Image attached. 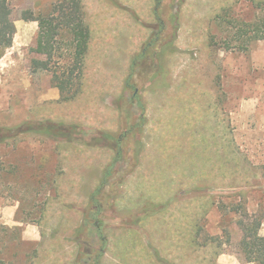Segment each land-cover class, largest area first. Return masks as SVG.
<instances>
[{
	"label": "rangeland",
	"instance_id": "rangeland-1",
	"mask_svg": "<svg viewBox=\"0 0 264 264\" xmlns=\"http://www.w3.org/2000/svg\"><path fill=\"white\" fill-rule=\"evenodd\" d=\"M59 1H10L16 33L0 50V128L52 120L79 131L70 144L32 134L0 141V264H71L72 229L116 151L84 143L131 127L135 135L114 167L121 185L106 212L109 249L101 264H257L240 254L236 210L261 218L264 236V38L245 48L234 40L246 23L264 37V0H162L159 42L173 32L176 50L168 43L159 60L146 57L147 66L138 59L131 88L125 80L134 58L159 30L156 1L81 0L88 28H118L113 37L121 44L106 52L111 30L98 31L99 46L93 33L81 89L69 102L59 100L52 72L32 64L43 56L32 53L38 22L28 15L46 14ZM97 56L105 59L97 63ZM67 65L53 59L49 68L67 76ZM107 101L110 108H97ZM28 225L35 235L40 229L39 241L23 237Z\"/></svg>",
	"mask_w": 264,
	"mask_h": 264
},
{
	"label": "trees",
	"instance_id": "trees-1",
	"mask_svg": "<svg viewBox=\"0 0 264 264\" xmlns=\"http://www.w3.org/2000/svg\"><path fill=\"white\" fill-rule=\"evenodd\" d=\"M10 1L11 0H0L1 51L12 46L13 37L16 33V26L10 17ZM155 1V25L159 30L157 31V34H154L156 36L151 38L149 43H145L141 52L135 56L134 63L132 64L134 67L125 80L126 88L136 86L138 81L136 82L134 78L135 67L137 69L142 63L147 66L148 61L146 60V57H149V59H152L153 56L157 57V52L162 47H166L168 43H170V52L176 50V47L173 44V32H171V36L169 40H167L168 42H159V39L164 41L166 21L160 14L161 12L159 10V8L163 6L162 0ZM177 2L182 3L184 0H178ZM176 17V15H173V19H176ZM28 18L31 21L38 22L35 46L32 48V53L43 56V59H32L33 67L43 71L52 72L51 80L54 86L59 90L60 101L69 102L73 100L81 89L84 57L87 52L89 40V28L84 21V10L81 0H61L56 4H53L46 14H40L38 16L30 14L28 15ZM222 21H226V19L222 17ZM171 23L173 22L171 21ZM251 25L252 24H244L246 29H241V31L235 36L234 41L240 45L238 46L239 48H245V46L253 40L264 38L263 36H260L257 28L254 29L255 25L252 26V28ZM160 35L164 36L160 37ZM157 41L159 45L156 43ZM226 41L229 43V40ZM155 45L156 49H152ZM62 49H64L63 52ZM147 49L149 50V53H146ZM53 59H56L57 63L67 60V66L69 67V73L67 76L62 75L64 72L59 75L55 71H50L49 67ZM138 59H142L139 63L140 65L138 64ZM157 60H159V58ZM141 70H143V68ZM139 75L137 76L139 77ZM125 112H129V109H126ZM77 128L78 127L75 124L55 122L52 120L25 121L13 127L0 128V141L17 138L21 134H32L64 138L66 139L67 144H70L69 141H75V136L79 131ZM131 129V132L125 130L116 135L111 132L100 131L97 133L98 138H92L91 141L89 140L84 143L85 145L90 146L105 143L109 147L113 145V148L116 151L112 159L103 168L102 175L95 188L88 194L84 206L85 208L82 211L81 221L72 229V242L76 247V254L72 264H101L103 256L107 249H109V247H107V237L102 231L107 225L106 212L110 211L116 190L119 185H121V182H114L113 180L115 177V164L118 160H121V149L127 147V139L129 137H134L135 130H137L133 129V127H131ZM134 143H139V148H141V141L134 140ZM127 153H129L128 150ZM131 170L132 167L130 165L123 175H127ZM155 211L150 214L147 211H142V214L144 217H147L151 214L154 215ZM236 213L240 214V218L237 220L236 224L244 236L238 246L240 254L247 262L264 264V236L259 234L262 219L255 214L250 215L245 211L239 212L236 210ZM92 234H96L100 239V245L98 248L93 245ZM85 258L86 260L83 261Z\"/></svg>",
	"mask_w": 264,
	"mask_h": 264
},
{
	"label": "crops",
	"instance_id": "crops-1",
	"mask_svg": "<svg viewBox=\"0 0 264 264\" xmlns=\"http://www.w3.org/2000/svg\"><path fill=\"white\" fill-rule=\"evenodd\" d=\"M93 26V25H92ZM94 26H95V30L93 31L92 29H89V40H88V47H87V52H89V48H91V41H92V39H93V33H95L94 34V36H95V38H96V43L95 44H98V46L100 45L99 44V42H100V40H99V42L97 41V37L96 36H99V35H102V34H104V33H102V34H98V31H100V30H102V29H105L106 30V32L105 33H107L108 31H110L111 30V37H112V39H109L108 40V38L110 37H108V38H106V40H108L107 42H105L106 44V46H102V48H101V46H100V48L102 49V50H105L106 52H108L109 51V49L110 48H112L113 47V45H114V48L113 49H120V42H118L117 41V38L118 37H113V34H118V36H119V33H120V30L118 29V28H110V29H107V28H102V29H99V27L96 25V24H94ZM100 27H102L101 25H100ZM90 28H91V26H90ZM107 35V34H106ZM109 42H111L112 44H108ZM101 43V42H100ZM99 48V49H100ZM92 49V48H91ZM86 52V54H85V57H84V61L86 60V55L88 54ZM107 55L108 54H105V58L107 57ZM99 58V59H98ZM105 58H103V59H105ZM98 59V60H97ZM103 59H101L99 56H97L96 57V61L95 62H97V63H101L102 62V60ZM99 61V62H98ZM59 92V91H58ZM118 91L117 90H113V91H110V93L109 94H105V96H106V98H112L113 97V95L115 94V93H117ZM111 104V103H110ZM109 104V102L107 101L106 102V106L105 105H101V106H99L98 104V106H97V108H99V107H105L106 109H108V108H110L108 105H110ZM70 143H73L74 141H69ZM86 146V145H85ZM31 227V225H28V228H26V230L24 231V235H23V237L25 238V239H27V240H31V241H39L40 239H41V237H42V235H41V232H40V229L38 228V231H37V234L35 235V231H34V229L36 230V228H30ZM33 227V226H32ZM51 240H53L54 241V239H60V235L59 234H55L54 235V233H51ZM70 264V263H69ZM71 264H72V262H71Z\"/></svg>",
	"mask_w": 264,
	"mask_h": 264
},
{
	"label": "flooded vegetation",
	"instance_id": "flooded-vegetation-1",
	"mask_svg": "<svg viewBox=\"0 0 264 264\" xmlns=\"http://www.w3.org/2000/svg\"><path fill=\"white\" fill-rule=\"evenodd\" d=\"M131 153H132V151H131ZM131 153H130L129 155L132 157V154H131ZM133 159H134V156L132 157V160H133Z\"/></svg>",
	"mask_w": 264,
	"mask_h": 264
}]
</instances>
